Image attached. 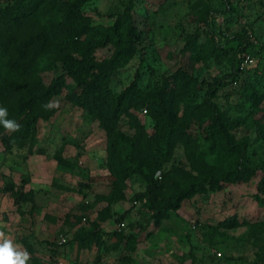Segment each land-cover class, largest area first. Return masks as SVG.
<instances>
[{
  "label": "rangeland",
  "instance_id": "rangeland-1",
  "mask_svg": "<svg viewBox=\"0 0 264 264\" xmlns=\"http://www.w3.org/2000/svg\"><path fill=\"white\" fill-rule=\"evenodd\" d=\"M205 9L222 11L209 17L217 44L237 32L244 33L249 44L233 77L219 87L213 100L233 121L229 133L247 142L251 163L264 167V0H87L82 5L93 24H114L128 12L138 33L132 58L110 73L114 91L133 82L152 90L183 69L200 82L198 102L214 76L235 70L232 49L212 48V34L201 20ZM114 49L111 44L98 48L94 56L109 59ZM37 60V70L45 76L63 71L53 53ZM249 89L260 97L257 104L247 97ZM65 93L66 89L51 99L54 115L32 123L24 139L10 149L0 142V231L29 253L27 264L57 260L64 264H249L264 256V197H256L262 169L246 182L196 193L156 221L143 196L146 181L137 173L126 180L125 196L110 201L106 133L93 115L67 100ZM183 114L180 102L178 115ZM142 119L151 132V119ZM209 122L204 116L191 119L187 127L205 150ZM119 127L127 135L134 132L127 117ZM158 147L163 154L165 140ZM129 151L130 145L124 143V154ZM187 151L178 143L165 166L192 169ZM11 182L24 190L32 188L34 200L17 207L2 190ZM101 213L108 215L100 222L102 230H118L123 223L122 229L134 237L129 241L109 237L107 246L79 248L77 235ZM229 219L235 223L230 225Z\"/></svg>",
  "mask_w": 264,
  "mask_h": 264
},
{
  "label": "trees",
  "instance_id": "trees-1",
  "mask_svg": "<svg viewBox=\"0 0 264 264\" xmlns=\"http://www.w3.org/2000/svg\"><path fill=\"white\" fill-rule=\"evenodd\" d=\"M86 1L0 0V107L7 109L8 119L20 125L19 131L15 132H9L0 125V142L4 148L10 149L24 139L27 129L36 120L50 119L56 108L45 105L66 89L67 100L93 115L106 133V176L112 184L110 201L125 196L126 180L132 173H137L146 181L143 196L152 217L158 221L170 211L179 209L183 201L194 194L218 191L227 184L246 182L257 174L258 169L263 170V175L257 184L256 197L262 200L264 167L251 163L247 142L235 139L229 133L233 121L213 100L219 87L225 85L226 79L233 77L238 69L242 53L249 51L245 34L237 32L219 45L210 29L209 17L211 13L222 11L205 9L201 14L203 24L209 27L212 34V48L217 46L222 51L233 50L235 70L222 77L214 76L207 83L200 102L196 100L199 80L183 69H178L152 90L133 82L116 92L110 86V73L132 58L138 33L128 12L120 15L114 24H93L91 16L82 10ZM44 18L47 20L44 21ZM110 44L115 46L112 57L96 59L95 51ZM48 53L55 54L62 63L63 71L54 73L52 77L37 70V59ZM246 95L255 104L259 101L260 97L256 98L254 90H247ZM180 102L184 108L183 117L178 115ZM144 108L146 114H142ZM142 116L151 119V132ZM204 116L210 118L206 134L207 150L201 148L187 132L191 119ZM123 117H127L133 128L132 135L120 129ZM162 139L166 142L163 154L158 147ZM124 143L130 145L127 155L123 152ZM178 143L188 148L192 169L180 164L169 168L165 166ZM2 190L13 198L17 207L35 198L32 188L24 190L13 182ZM72 217L81 220L79 215ZM107 218L108 215L101 213L98 220H93L89 228L77 235L79 248L107 246L109 237L119 241H129L134 237L123 229L102 230L100 222ZM229 221L230 225L235 223L233 219ZM249 264H264V256Z\"/></svg>",
  "mask_w": 264,
  "mask_h": 264
},
{
  "label": "clouds",
  "instance_id": "clouds-1",
  "mask_svg": "<svg viewBox=\"0 0 264 264\" xmlns=\"http://www.w3.org/2000/svg\"><path fill=\"white\" fill-rule=\"evenodd\" d=\"M50 102L45 107H53ZM8 111L4 107H0V125L9 131H19L20 125L7 118ZM30 255L26 250L20 249L13 241L5 236L3 231H0V264H27Z\"/></svg>",
  "mask_w": 264,
  "mask_h": 264
},
{
  "label": "built area",
  "instance_id": "built-area-1",
  "mask_svg": "<svg viewBox=\"0 0 264 264\" xmlns=\"http://www.w3.org/2000/svg\"><path fill=\"white\" fill-rule=\"evenodd\" d=\"M146 109L144 108L143 110H142V114H146ZM158 174H159V172H158ZM122 226H124V224L123 223H120V225L118 226V230H121L122 229ZM60 243H61V241H60ZM54 264H64V262L62 261V260H57V261H55L54 262Z\"/></svg>",
  "mask_w": 264,
  "mask_h": 264
}]
</instances>
